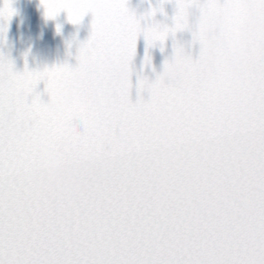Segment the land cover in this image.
I'll return each instance as SVG.
<instances>
[{
  "label": "snow or ice",
  "instance_id": "1",
  "mask_svg": "<svg viewBox=\"0 0 264 264\" xmlns=\"http://www.w3.org/2000/svg\"><path fill=\"white\" fill-rule=\"evenodd\" d=\"M171 2L137 17L128 0H40L49 19L91 15L75 65L0 56V264H264V0H174L171 25L154 20ZM37 145L76 190L40 178Z\"/></svg>",
  "mask_w": 264,
  "mask_h": 264
},
{
  "label": "water",
  "instance_id": "2",
  "mask_svg": "<svg viewBox=\"0 0 264 264\" xmlns=\"http://www.w3.org/2000/svg\"><path fill=\"white\" fill-rule=\"evenodd\" d=\"M4 0H0L2 6ZM14 14L7 22L0 19V27L6 28L0 33V56L10 60L16 71L23 70L25 64L31 70H42L45 67L67 63L75 65V55L77 46L89 35V24L91 15L87 14L78 25H73L67 20V13L60 11L53 19L45 17L44 8L40 0H10ZM159 0H128V7L137 17L146 13L150 7H157ZM164 15L157 11L156 21L171 25V17L174 12V0L171 3H164ZM142 25L144 21H141ZM176 39L187 45L191 40V34L187 30L178 32ZM198 51V45L193 47V55ZM145 53V42L141 35L137 41V52L133 58L134 68L132 81V98L135 100V80L136 73L141 72V66ZM152 58V67L143 69V75L154 78L152 69L156 73L162 71L165 58L172 55L171 36L165 42L164 51L160 46L149 49ZM38 90H43V84L38 86ZM146 95V94H145ZM46 99V97H44Z\"/></svg>",
  "mask_w": 264,
  "mask_h": 264
},
{
  "label": "clouds",
  "instance_id": "3",
  "mask_svg": "<svg viewBox=\"0 0 264 264\" xmlns=\"http://www.w3.org/2000/svg\"><path fill=\"white\" fill-rule=\"evenodd\" d=\"M211 58V57H210ZM241 58V54L239 52L236 53L233 63H238ZM209 84L214 85L215 79L214 77H209ZM72 97L68 95L66 99L62 102V106H67L72 102ZM41 158V164L38 170V174L41 179L46 180L49 184H59L68 191H74L80 186V179L72 170V166L67 161H59L57 162L54 158H52L47 149H45L41 145L36 146ZM37 173H29L26 179L29 182H32Z\"/></svg>",
  "mask_w": 264,
  "mask_h": 264
}]
</instances>
